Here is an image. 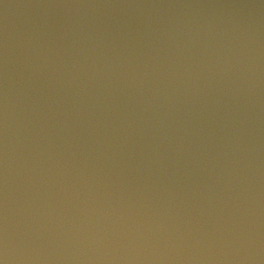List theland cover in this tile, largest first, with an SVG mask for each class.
<instances>
[{
  "label": "water",
  "instance_id": "obj_1",
  "mask_svg": "<svg viewBox=\"0 0 264 264\" xmlns=\"http://www.w3.org/2000/svg\"><path fill=\"white\" fill-rule=\"evenodd\" d=\"M0 264H264V0H0Z\"/></svg>",
  "mask_w": 264,
  "mask_h": 264
}]
</instances>
